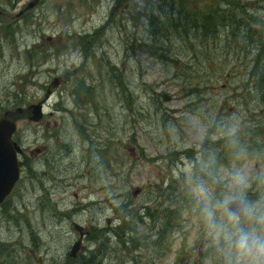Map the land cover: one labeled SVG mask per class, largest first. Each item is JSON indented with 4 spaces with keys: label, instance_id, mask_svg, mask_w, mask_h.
<instances>
[{
    "label": "rangeland",
    "instance_id": "obj_1",
    "mask_svg": "<svg viewBox=\"0 0 264 264\" xmlns=\"http://www.w3.org/2000/svg\"><path fill=\"white\" fill-rule=\"evenodd\" d=\"M35 1L0 0V120L21 151L0 264H226L200 188L219 197L241 176L264 209V98L250 76L264 57L247 29L264 35V0ZM180 5L201 25L215 10L238 35L184 37Z\"/></svg>",
    "mask_w": 264,
    "mask_h": 264
},
{
    "label": "clouds",
    "instance_id": "obj_2",
    "mask_svg": "<svg viewBox=\"0 0 264 264\" xmlns=\"http://www.w3.org/2000/svg\"><path fill=\"white\" fill-rule=\"evenodd\" d=\"M235 183L236 189L219 197L200 188L206 222L227 249L226 264H264V209L247 200L243 177Z\"/></svg>",
    "mask_w": 264,
    "mask_h": 264
},
{
    "label": "trees",
    "instance_id": "obj_3",
    "mask_svg": "<svg viewBox=\"0 0 264 264\" xmlns=\"http://www.w3.org/2000/svg\"><path fill=\"white\" fill-rule=\"evenodd\" d=\"M158 5L161 7H165L168 5V2L166 0H162L158 3ZM172 17L175 16V19L172 21L174 22V24L178 27V32L180 34H182L184 37H187L189 35L195 37L196 39H200L202 37L201 33L202 32H207V33H211V34H215L217 33V29L219 27V25L224 26L225 29H233V26L231 25H226L225 23L222 24L221 22V16H217L215 10L212 11L210 16H207L204 19V23L198 24V19H199V13L197 11L194 10H187L184 8V5H180L178 7V9L174 6L172 8ZM153 18L154 17H150V27L153 26ZM193 22L197 23V27H195L193 25ZM221 23V24H219ZM237 29H240V26L237 25L236 26ZM249 30V39L251 40V42H253V39H256V49H254V47H252V49L250 48L251 51H254L258 53V57H264V35H256L255 31H253L251 29V27L247 28ZM237 35L238 32L237 30L233 29ZM247 31V30H245ZM210 34V35H211ZM158 37V36H157ZM256 55V59H253V66L255 64H259L260 58H258ZM254 69H256V66H254L252 68V70L250 71V76H255L256 74H259L258 79H251L252 83H254L255 87L257 88V90H253V91H260L263 93V98H264V65H261V74L260 73H255ZM251 84V83H250ZM218 157L217 158V162L218 164H224L227 163V158L228 157V151L226 150L225 153H218ZM221 158V159H220ZM222 160H226V161H222ZM157 242H159V240H157Z\"/></svg>",
    "mask_w": 264,
    "mask_h": 264
},
{
    "label": "water",
    "instance_id": "obj_4",
    "mask_svg": "<svg viewBox=\"0 0 264 264\" xmlns=\"http://www.w3.org/2000/svg\"><path fill=\"white\" fill-rule=\"evenodd\" d=\"M38 0L28 5L29 8L34 6ZM41 105L35 107L39 110ZM41 118V115H38ZM16 130L13 122L0 120V204L9 195L15 183L19 179V168L17 154H20V148L12 141V136ZM74 230L80 235L81 227L75 225ZM76 246V245H75ZM75 247H73L74 250ZM73 253L71 255L73 256Z\"/></svg>",
    "mask_w": 264,
    "mask_h": 264
}]
</instances>
